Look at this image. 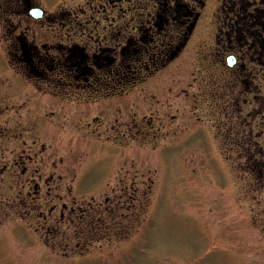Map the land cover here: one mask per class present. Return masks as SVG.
<instances>
[{"label":"rangeland","instance_id":"obj_1","mask_svg":"<svg viewBox=\"0 0 264 264\" xmlns=\"http://www.w3.org/2000/svg\"><path fill=\"white\" fill-rule=\"evenodd\" d=\"M17 1L0 0V264H264V190L249 193L250 176L234 165L245 171L230 130L231 94L241 91L214 47L227 0L206 1L175 60L123 95L99 89L107 98L88 102L85 89L55 85L59 72L51 83L20 66L19 39L40 51L75 45L90 62L102 48L117 57L136 35L139 0H29L46 11L42 21L13 14ZM75 22L86 26L77 37ZM263 96L242 111L245 127L262 131L260 146ZM64 208L84 209L86 226L66 224L53 239L45 221ZM100 214L122 223L87 238Z\"/></svg>","mask_w":264,"mask_h":264},{"label":"trees","instance_id":"obj_2","mask_svg":"<svg viewBox=\"0 0 264 264\" xmlns=\"http://www.w3.org/2000/svg\"><path fill=\"white\" fill-rule=\"evenodd\" d=\"M198 1L139 0L137 2L136 0L137 4H135V9L132 11V14L137 11L136 26L132 28L129 23L128 28L129 30L134 29L136 35L128 37L127 41H125V46H122L117 57L115 55L117 52L116 48H102L100 54L93 56L92 62H90L81 48L74 45L71 48L58 46V56H51V49L49 50L50 53L44 51L33 55L32 61L35 71L37 70L39 74L46 73L47 76H52L54 73L59 72V80L56 79L58 82H55V85L64 89L74 87L85 89L87 92L92 93L91 95L84 94L82 96L87 102L99 99L101 96L107 97L103 93L97 96L96 94H98L99 89L103 91L112 90L109 96L124 94L128 89L137 84V80L143 74L148 75L151 73L148 70L152 66L159 67L165 59L175 52L177 46L183 42L188 27L187 21L189 18H187V15L193 14L191 11L194 10L193 7ZM128 2H131V0H128ZM196 7H198V4ZM130 13L129 8L121 10L122 17L129 15V21ZM73 26L74 29L72 31L75 37L86 27L83 22H75ZM119 29H122V27ZM120 33L121 30L117 31L115 36ZM105 39L108 40V37L106 36ZM91 65H96L98 69L88 74V69H91ZM52 80L54 81L55 79ZM237 121L238 126L237 124H233L232 126L236 127L230 130H236L233 142H235L234 146L238 148V151H236L237 160L243 159L245 161V171L241 169L240 165L235 163L234 165H236L240 174L244 172L250 176V184L247 191L249 193L253 191L260 192L264 190V146H260L259 144V141L262 139V131L254 135L252 131L245 127L246 121L244 119L238 118ZM110 206L109 202H107L104 215L108 214V217L112 216L114 218L116 212L112 211ZM75 212L72 209L66 213V208H64L58 218L50 217L45 221L48 233L54 236L53 239L59 237L60 232L58 229L66 224L73 225V223L78 222V225L84 224L86 226L83 222L85 219L84 209H79L75 215H72ZM51 215L52 213H50ZM101 217L100 214L96 222L97 224L93 226L90 224L92 221L88 223L90 227L88 228L87 238H91L93 235L99 236L104 232L113 230L122 223L121 215L118 222L112 227L106 225L108 217ZM91 232H93L92 235ZM90 241H93V238ZM77 244H80V248L84 244H88V242L86 240L83 243L82 240H79ZM66 254L64 253L65 256ZM84 254L83 251L72 253L74 256H82Z\"/></svg>","mask_w":264,"mask_h":264},{"label":"flooded vegetation","instance_id":"obj_3","mask_svg":"<svg viewBox=\"0 0 264 264\" xmlns=\"http://www.w3.org/2000/svg\"><path fill=\"white\" fill-rule=\"evenodd\" d=\"M206 1L199 0L198 7H196V4L193 7L194 10L191 11L193 14L187 15V18H189L187 32L183 42L177 46L170 58L181 48L182 50L177 55L180 56L188 45L197 29ZM36 7L38 6L31 5L29 0H18L17 10L13 9V14L20 17L25 12L29 14V11ZM221 10L222 15L218 34L215 35L216 44L214 47L218 50L215 54L219 57L220 63H223L230 72L235 74L232 79V89H240L241 92L231 94L230 108L238 112V117H242L243 107L248 106L247 98L251 96H254V98L260 97L264 93V0H227V2H223ZM19 43L21 56H17V58L18 62H21L19 63L20 66H23L25 62L30 68L31 74L43 78L45 73L39 74L37 70L35 71L32 61L33 55L40 52L39 48L33 45L28 46L21 39H19ZM47 49V47H43V50L47 51ZM49 49L52 51V47H49ZM231 56L235 60L232 68L227 64V58ZM91 66V69H88V74L93 71L94 65ZM241 98L243 100H240ZM240 101H243V103L240 104Z\"/></svg>","mask_w":264,"mask_h":264},{"label":"water","instance_id":"obj_4","mask_svg":"<svg viewBox=\"0 0 264 264\" xmlns=\"http://www.w3.org/2000/svg\"><path fill=\"white\" fill-rule=\"evenodd\" d=\"M30 14L35 19H42L44 17L45 12L41 9H36V10H32Z\"/></svg>","mask_w":264,"mask_h":264}]
</instances>
